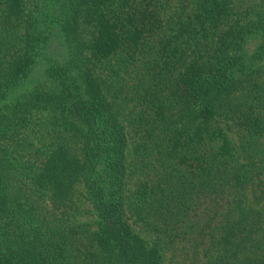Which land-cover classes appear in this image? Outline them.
<instances>
[{"label":"trees","instance_id":"16d2710c","mask_svg":"<svg viewBox=\"0 0 264 264\" xmlns=\"http://www.w3.org/2000/svg\"><path fill=\"white\" fill-rule=\"evenodd\" d=\"M0 264H264V0H0Z\"/></svg>","mask_w":264,"mask_h":264},{"label":"rangeland","instance_id":"374dc122","mask_svg":"<svg viewBox=\"0 0 264 264\" xmlns=\"http://www.w3.org/2000/svg\"><path fill=\"white\" fill-rule=\"evenodd\" d=\"M258 39H254L253 42L257 41ZM252 42V43H253ZM47 127H50L49 125H43V126H40V125H36V123H32V124H29L27 125V129L29 130L30 132V137H29V140L32 139V138H37L41 135H43L46 131V128ZM133 148H134V145L131 146L130 148V157H131V154L133 152ZM131 161V159H130ZM85 191H86V188L84 187V183L83 182H80L77 187H76V191H75V194H74V198L76 199V202L81 205L83 208H86L88 210H92V207H91V204L89 203V201L86 199V195H85ZM91 213H83L80 218L81 220L83 221H87V222H92V220L95 219V215L93 216V218L91 217ZM255 218V219H254ZM254 218L252 219V217H248L246 220H245V223L246 225L248 223H252V222H259L260 220V217L257 216V214L254 215ZM90 220V221H89ZM95 221L92 222V224H94ZM256 223V224H259V223ZM94 227V225H93ZM258 227V226H257ZM256 227V228H257ZM255 230V228H254ZM253 230V231H254ZM253 236V235H252ZM238 240H240V238L238 237ZM252 242L250 241V243L248 244V246H250ZM167 258H168V255H166Z\"/></svg>","mask_w":264,"mask_h":264}]
</instances>
